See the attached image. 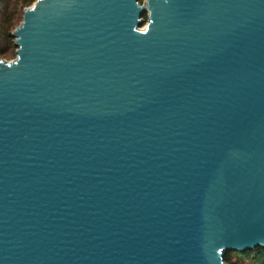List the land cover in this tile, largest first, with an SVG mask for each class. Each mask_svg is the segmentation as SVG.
Returning a JSON list of instances; mask_svg holds the SVG:
<instances>
[{
	"label": "water",
	"instance_id": "95a60500",
	"mask_svg": "<svg viewBox=\"0 0 264 264\" xmlns=\"http://www.w3.org/2000/svg\"><path fill=\"white\" fill-rule=\"evenodd\" d=\"M10 36L0 264L264 249V0H36Z\"/></svg>",
	"mask_w": 264,
	"mask_h": 264
},
{
	"label": "trees",
	"instance_id": "16d2710c",
	"mask_svg": "<svg viewBox=\"0 0 264 264\" xmlns=\"http://www.w3.org/2000/svg\"><path fill=\"white\" fill-rule=\"evenodd\" d=\"M35 1L0 0V56L15 57L12 51L15 47L10 35L20 25L24 10L31 7ZM224 262L225 264H264V249L229 253L224 256Z\"/></svg>",
	"mask_w": 264,
	"mask_h": 264
},
{
	"label": "rangeland",
	"instance_id": "374dc122",
	"mask_svg": "<svg viewBox=\"0 0 264 264\" xmlns=\"http://www.w3.org/2000/svg\"><path fill=\"white\" fill-rule=\"evenodd\" d=\"M144 2H145V0H139V4L140 5H143L144 4ZM144 21L146 20V17H143L142 18ZM15 48H12V51H14V54H15ZM15 57H16V55H15ZM15 57L13 58H8V57H5V56H0V61H6V62H9V61H12V60H14L15 59Z\"/></svg>",
	"mask_w": 264,
	"mask_h": 264
}]
</instances>
